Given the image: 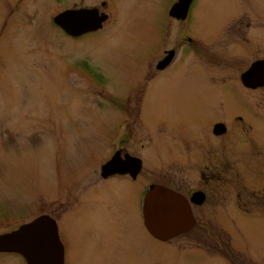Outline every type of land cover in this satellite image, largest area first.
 <instances>
[{
    "label": "rangeland",
    "instance_id": "1",
    "mask_svg": "<svg viewBox=\"0 0 264 264\" xmlns=\"http://www.w3.org/2000/svg\"><path fill=\"white\" fill-rule=\"evenodd\" d=\"M99 1L0 0V231L44 211L38 207L43 199L60 197L67 187L58 192V183L72 178L84 157L92 158L101 151V132L94 130L93 135L88 131L89 134L86 127L76 128L74 124H107L108 114L126 117L123 114L130 106L124 104L123 98L127 92H132V102L137 105L136 99L143 98L147 120L157 115L177 121L179 115L223 114L221 108L237 110L241 106L228 93L217 104L211 102L217 96L205 93L209 87L204 91L202 85L177 78L176 71L169 74L174 81L166 78L167 73L154 80L144 79L142 72L161 44L157 32L161 23L163 27L169 0H114L116 20L77 38L67 36L52 21L53 15L64 8L99 6ZM199 1L195 3L192 26L210 35L219 24L213 16H219L229 4L221 0ZM251 4L255 11L252 27H262L264 33V14L263 20L257 14L264 12V0H253ZM229 47L232 53L233 44ZM251 54L247 59L263 56L264 42L255 43ZM240 69L242 65L234 68L221 63L219 76L227 81ZM81 72L92 77L96 87L79 84L74 76ZM248 101L251 107L264 109V88L254 91ZM160 128L150 130L153 140H183L168 128ZM146 133L137 131L141 140ZM226 140L223 138V144L228 146ZM137 146L132 144L134 149ZM220 150L223 190L233 191L244 187L242 184L255 186L247 172L241 170L247 162L246 154L226 146ZM167 157L153 161L157 172L184 165ZM244 192L247 193L239 191L241 195L236 196L239 208L230 201L222 205L217 238L211 231L208 232L213 238H208L200 227H195L179 238L159 243L138 221L135 194L126 201L123 192L116 191L106 201L111 216L106 214L109 221L105 224L99 212L91 213L90 219L86 213L83 221L77 218L78 212L66 214L63 223L72 241L67 264H264V215H248L246 203L250 198ZM235 193L232 192L234 201ZM257 199L255 196L256 204L263 209L262 197L259 202ZM51 209L52 204L47 207ZM211 230L214 232V228ZM0 264L24 262L19 256L0 253Z\"/></svg>",
    "mask_w": 264,
    "mask_h": 264
},
{
    "label": "flooded vegetation",
    "instance_id": "2",
    "mask_svg": "<svg viewBox=\"0 0 264 264\" xmlns=\"http://www.w3.org/2000/svg\"><path fill=\"white\" fill-rule=\"evenodd\" d=\"M169 1L163 27L161 23L160 33L157 32L161 44L155 51L152 61L146 64L147 66L142 72L144 79L146 81L154 80L161 73H167L166 78L174 81V78L169 74L176 71L177 78L181 77L182 80L185 79L190 84L202 85L204 91L209 87L205 93L208 96L215 93L217 96V100L211 102L217 104L220 97L224 98L227 95L224 93H228L241 106L237 110L221 108L223 114L199 112L191 115H179L177 121L164 116L161 119L157 115H153L150 120H147L142 103L143 98L136 99L139 103L137 105L132 102V92H127L123 98L124 104L130 106L127 114H123L126 117L121 116V113L116 114L117 116L108 114L110 122L107 124H74L76 128L86 127L87 132L91 131L93 135L94 130L101 132L100 153L92 158L84 157L80 170L72 178L66 181L61 180L58 183V192L65 186L67 189L64 188L60 192V197H56L55 200L46 201L49 197L46 200L43 199L38 207L39 209L44 208V211L21 223L19 221L15 226L0 231V234L18 230L22 224L44 216L52 222L55 229V249L57 250L55 257L58 256L60 264H67L68 249L72 241L70 242L69 234L63 223L66 214L70 211L78 212L77 218L83 221L86 213L90 219L91 213L99 212L102 215L101 222L105 224L106 214L110 211L106 209V201L111 200L108 199L109 195L116 194V191L123 192L126 201L128 199L130 201V196L135 194V210L138 221L144 226L146 232L159 243L179 238L195 227H200L201 233L207 234L208 238H213L208 231H211L214 238H217L220 234L219 227L222 224V214H220L222 205L224 202L230 201L236 204V208H239L236 198L241 195L239 191H247L243 195H249V203H246L247 209L249 208L248 215L255 214L258 217L264 215V109L257 110L251 107L248 101L253 97L254 91L264 88V77L247 78L244 76L254 63L264 64V55L247 59V56L255 49V43L264 42L262 27L258 29L252 27L251 21L254 20L253 14H255L251 4L253 0H221L226 1L229 7L226 10L223 9L219 16H213L219 24H216L210 35L192 26L193 17L196 18L195 3L199 0ZM202 2L205 0L199 1V3ZM99 4V6L68 7L63 10L82 7L97 8V12L104 15L105 19L100 28L85 33L96 32L116 20L114 15H117V4L114 0H100ZM257 14L262 18L264 12L261 11ZM197 20L199 24V18ZM57 27L72 38L85 34L71 36L59 26ZM230 44H233L232 53L228 51V48H231ZM221 63H226L234 68L242 65L243 69L238 70L236 76L230 77V80L222 81V77L219 76ZM74 78L79 80L78 83L85 88L96 87L92 84V77L83 76L82 72ZM199 97H201L200 94ZM73 117L77 118L78 115H73ZM58 126L56 124V127ZM160 127L168 128L171 133L182 137L183 140H153L154 136L150 130L161 129ZM137 131H146L147 133L143 135L145 138L141 140ZM223 138L228 139L225 141L230 143L228 146L223 144ZM148 142L150 145H147ZM134 143H138L137 149L132 147ZM181 146H184L183 150ZM225 146L235 148L236 151L241 149L240 152L243 155L246 154L247 162L241 170L247 172L251 184L255 185L249 187L242 184L244 187L234 189L233 191H236L235 201L232 199L233 191L225 192L222 186V154L218 153ZM147 147L148 149L144 150ZM85 151L91 153V149ZM165 156L172 157L184 165H173L167 171L157 172L153 161L162 160V157ZM89 171L91 178H88ZM191 177L194 180L193 183H191ZM87 179L88 181L84 182ZM74 186L75 191L72 190ZM159 187H166L180 194L194 221L190 229L183 230L167 240H158L153 236L147 230L143 218L145 196L153 190H158ZM69 189L71 191H68ZM66 191L68 192L65 194ZM196 192L201 194V202L196 201L194 196ZM64 194L67 197L63 198ZM255 196L258 198V202L262 197L263 209L256 204ZM51 204L54 209L47 210ZM207 211H209V215H206ZM110 216L109 212V218ZM12 219L15 218L12 217ZM211 228H214V232ZM218 232L219 234H217ZM0 253L19 256L23 258L24 264H27L26 258L21 252L11 250L0 251Z\"/></svg>",
    "mask_w": 264,
    "mask_h": 264
},
{
    "label": "water",
    "instance_id": "3",
    "mask_svg": "<svg viewBox=\"0 0 264 264\" xmlns=\"http://www.w3.org/2000/svg\"><path fill=\"white\" fill-rule=\"evenodd\" d=\"M97 8H69L52 17L55 25L67 34L77 36L101 27L104 15ZM247 78L264 77V64L254 63L244 74ZM256 84V83H255ZM197 202H201V194H194ZM143 218L147 230L161 240H167L183 230L190 229L193 218L184 198L177 192L159 187L144 198ZM187 205V204H186ZM55 229L46 217H38L22 224L18 230L0 234V251L21 252L27 264H60L57 250Z\"/></svg>",
    "mask_w": 264,
    "mask_h": 264
}]
</instances>
